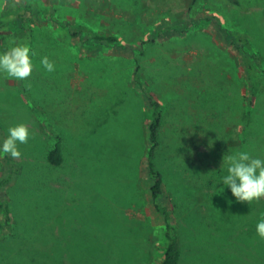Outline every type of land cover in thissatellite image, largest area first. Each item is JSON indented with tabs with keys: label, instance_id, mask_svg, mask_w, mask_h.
Wrapping results in <instances>:
<instances>
[{
	"label": "rangeland",
	"instance_id": "obj_1",
	"mask_svg": "<svg viewBox=\"0 0 264 264\" xmlns=\"http://www.w3.org/2000/svg\"><path fill=\"white\" fill-rule=\"evenodd\" d=\"M15 1L40 9L42 21L25 13L23 29L0 33V52L27 43L35 53L25 80L0 74V140L17 124L30 131L19 158L0 154V180L13 175L0 199L13 202L29 242L100 243L102 257L82 264H160L166 223L152 198L151 109L133 80L138 67L162 104L157 204L170 212L179 264H264V197L237 201L221 183L228 154L264 158V0H0V19L12 18ZM77 25L125 47L87 50V35L72 36ZM232 33L260 58L252 79ZM56 135L57 168L46 161Z\"/></svg>",
	"mask_w": 264,
	"mask_h": 264
},
{
	"label": "trees",
	"instance_id": "obj_2",
	"mask_svg": "<svg viewBox=\"0 0 264 264\" xmlns=\"http://www.w3.org/2000/svg\"><path fill=\"white\" fill-rule=\"evenodd\" d=\"M135 6L136 0L132 8ZM127 9V7H121V9H119L120 14L126 13L129 15L130 10ZM10 13V15H12L11 19H0V33H15L16 31L23 29L24 21H26L25 13H28L33 17L35 15V20L36 17H38L37 21H42L40 19L41 10L34 8L31 4L21 6L17 1H15ZM130 16L133 17L131 14ZM128 19L132 18L129 17ZM74 29L77 31H75L72 36L81 37L83 35H87L89 37V42H85V48L87 50H93L98 45L115 49H124L125 47L117 35L99 34L88 29L84 25L74 26ZM176 29V27H170L165 31ZM231 35L232 40L240 44L238 47L243 51L245 56L248 77L249 79H252L256 74H258L256 73V69L257 67H260V58L257 54L252 52L250 43L244 35L237 33H232ZM260 72H263L261 74H264V70H261ZM3 76L4 75L1 74V78ZM133 80L143 91L151 109L150 123L148 125V141L150 143V149L147 155L148 175L153 184L151 192L154 208L163 216L166 223L164 233L166 246L164 248L160 264H179L181 253L177 235L173 226L170 224V212L166 208L160 207V205L157 204V198L161 194L163 180L161 174L155 170L153 155L158 147V133L162 121V104L156 95L149 91L146 82L142 79V75L140 74L138 67L133 73ZM24 89L26 92V87H24ZM25 95L28 96L27 92ZM252 99L251 103L254 101L253 95ZM61 143L62 140L60 136L56 135V142L46 155L47 163L55 168L61 167L64 163ZM4 158L7 161V154H4ZM12 178L13 175L11 173H8L5 177H3L0 180V189H6L9 183H11ZM19 215L20 214L17 210H15V206L9 197L4 196L0 199V264H62L63 258H65L67 264H82L85 260H87V257L93 256V258H95L96 254H98V258L102 257L103 253L100 243H87L82 246L80 243L79 245H74L76 243H67V245H65V242H61L59 240L53 241L50 245L48 242L45 243L44 241L29 242L27 237L32 231L27 229L25 224L19 223ZM59 235L63 237L66 236V239H69L67 238L66 232H61ZM38 245L46 247V250L35 251V248H31L32 246ZM83 250L88 253L87 256H84Z\"/></svg>",
	"mask_w": 264,
	"mask_h": 264
},
{
	"label": "clouds",
	"instance_id": "obj_3",
	"mask_svg": "<svg viewBox=\"0 0 264 264\" xmlns=\"http://www.w3.org/2000/svg\"><path fill=\"white\" fill-rule=\"evenodd\" d=\"M35 55L27 43H18L0 52V74L16 80H25L33 71L32 57ZM47 72H53L55 65L48 57L40 61ZM30 131L21 123L8 128L6 138L0 140V154L19 158V144L27 143ZM226 175L221 183L227 186L237 201L252 202L264 197V158L253 156L247 151H237L225 158ZM256 233L264 239V219L256 223Z\"/></svg>",
	"mask_w": 264,
	"mask_h": 264
}]
</instances>
